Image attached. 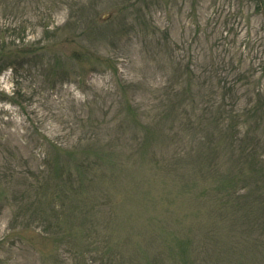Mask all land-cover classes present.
I'll return each mask as SVG.
<instances>
[{
  "label": "rangeland",
  "instance_id": "374dc122",
  "mask_svg": "<svg viewBox=\"0 0 264 264\" xmlns=\"http://www.w3.org/2000/svg\"><path fill=\"white\" fill-rule=\"evenodd\" d=\"M0 67V264H264V0H0Z\"/></svg>",
  "mask_w": 264,
  "mask_h": 264
}]
</instances>
